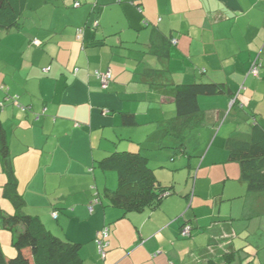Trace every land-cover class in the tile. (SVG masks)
<instances>
[{"label":"crops","instance_id":"1","mask_svg":"<svg viewBox=\"0 0 264 264\" xmlns=\"http://www.w3.org/2000/svg\"><path fill=\"white\" fill-rule=\"evenodd\" d=\"M76 1L29 0L19 26L0 30L1 121L24 212L82 244L83 264H264V193L249 191L226 149L230 137L249 140L255 121L264 128V0ZM108 71L104 88L96 73ZM199 81L232 94L199 97L209 137L199 134L205 142L193 160L168 125L177 86ZM118 151L146 156L174 194L125 216L105 196L118 175L98 166ZM178 154L188 161L176 163ZM161 168H186V188L161 181ZM7 183L0 158V199ZM4 201L1 213H14ZM65 211L91 222L82 237L67 235Z\"/></svg>","mask_w":264,"mask_h":264},{"label":"trees","instance_id":"2","mask_svg":"<svg viewBox=\"0 0 264 264\" xmlns=\"http://www.w3.org/2000/svg\"><path fill=\"white\" fill-rule=\"evenodd\" d=\"M28 2L29 0H0V30L9 32L17 28L27 10ZM76 3L82 5L79 0L74 6ZM257 66L260 68V64ZM225 93L232 94L230 90L226 91L224 85L214 82L199 81L178 85L175 98L177 116L168 125L169 131L184 140V132L192 130L202 122L199 97H214ZM2 108L0 104V158L2 170L8 179L7 185L10 186L6 190V197L13 203L15 212L2 213L1 218L3 228L12 234V245L16 254L8 257L0 249V264H83L80 253L82 244L55 236L46 229L38 217L24 212L26 201L17 191L18 181L6 131L1 121ZM195 118L198 120L193 121ZM124 123L128 126L135 125L134 116L124 115ZM181 146L183 147L184 143ZM226 149L229 159L240 164L242 178L247 183L249 191L264 193V128L262 124L258 120L254 122L249 140L228 138ZM98 166L102 171L117 173L118 189L108 192L105 196L109 203L121 209L125 216L132 212H143L146 209H158L165 198L174 194L172 187L162 186L158 182L154 171L149 166L148 158L139 152H114L100 161ZM185 227H191L193 230L190 223L185 224L183 229ZM104 229H107L109 237V228Z\"/></svg>","mask_w":264,"mask_h":264},{"label":"rangeland","instance_id":"3","mask_svg":"<svg viewBox=\"0 0 264 264\" xmlns=\"http://www.w3.org/2000/svg\"><path fill=\"white\" fill-rule=\"evenodd\" d=\"M205 122V121H204ZM220 125L217 127L216 130H218L220 128ZM209 130L206 129V126L203 125H197L195 126L191 131H186L185 133V146L187 147V155H192L195 158H192L193 160L197 159V154H199V152H201L203 150V146H204V142L203 139H200L199 134H202L205 138L206 136L209 137ZM191 133H193V135H190ZM169 151V150H168ZM168 154H166L167 156ZM182 155H177L175 156L177 162L176 163H180L181 162V158L184 160V163H186L185 161H188V157H180ZM166 161V160H165ZM168 163L170 165H172L173 163L170 161V155L168 156ZM181 168V167H180ZM113 173V175H116V172H111ZM156 176L158 178H160V180L164 181V182H168V180H174V183H171L172 185L175 186V189L177 190V192H180L182 190H184L187 186V182H188V170L186 168L183 169H175V170H170L168 168H161L158 169L156 171ZM195 174V172L193 173V175ZM116 188H117V183H116ZM7 204L10 206L11 204L9 203L8 199H0V204L2 205L3 203ZM3 204V205H4ZM4 210V209H3ZM12 213V212H11ZM65 216H67L69 219H71V221H67L66 225H65V230L67 232V235L72 237V238H76L78 237H82L83 235H77L79 232H81L83 230V228H90L89 223L91 222H86V221H82L79 222V219L76 218H71L72 214L71 212H63ZM1 211H0V249L3 250L4 254L8 255V256H14L16 254L15 248L12 245V234L11 232H9L8 230H5L3 228V224H2V220H1ZM74 219V220H72ZM87 220V219H86ZM86 222V223H85ZM97 237V235H96ZM96 242V240H95ZM96 246L99 248L98 242H96ZM88 245H85L83 248L84 250L87 249ZM13 255L8 254L7 252H13ZM239 261V259H238ZM239 263V262H238Z\"/></svg>","mask_w":264,"mask_h":264},{"label":"built area","instance_id":"4","mask_svg":"<svg viewBox=\"0 0 264 264\" xmlns=\"http://www.w3.org/2000/svg\"><path fill=\"white\" fill-rule=\"evenodd\" d=\"M76 7H80V4L79 3H76L75 5ZM98 24L95 23V27L97 26ZM83 33V30L80 29L78 30V36H81ZM259 68L258 66L255 64L253 67H252V73L253 74H258V71ZM46 72L48 71V69L45 70ZM96 76L100 79L103 87H107L108 84L111 82L112 80V73L110 71L108 72H105V73H102V72H97L96 73ZM54 218L56 219L57 218V214L55 213L54 214ZM191 232H192V228L191 227H185L183 230H182V236L184 238H187V237H190L191 236ZM108 238V231L107 229H104L100 235H99V238H97V242H98V245H99V252L102 256H105V253H106V248L108 247V244L106 243V239Z\"/></svg>","mask_w":264,"mask_h":264}]
</instances>
